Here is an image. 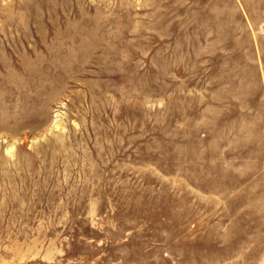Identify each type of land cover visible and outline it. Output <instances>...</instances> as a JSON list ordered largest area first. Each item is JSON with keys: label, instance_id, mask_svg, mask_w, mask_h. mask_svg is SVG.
Returning a JSON list of instances; mask_svg holds the SVG:
<instances>
[{"label": "rangeland", "instance_id": "rangeland-1", "mask_svg": "<svg viewBox=\"0 0 264 264\" xmlns=\"http://www.w3.org/2000/svg\"><path fill=\"white\" fill-rule=\"evenodd\" d=\"M0 264H264V0H0Z\"/></svg>", "mask_w": 264, "mask_h": 264}]
</instances>
